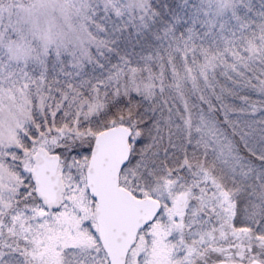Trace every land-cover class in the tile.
I'll return each mask as SVG.
<instances>
[{
    "label": "snow or ice",
    "instance_id": "6c2138e0",
    "mask_svg": "<svg viewBox=\"0 0 264 264\" xmlns=\"http://www.w3.org/2000/svg\"><path fill=\"white\" fill-rule=\"evenodd\" d=\"M0 264H264V0H0Z\"/></svg>",
    "mask_w": 264,
    "mask_h": 264
}]
</instances>
